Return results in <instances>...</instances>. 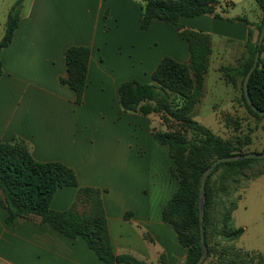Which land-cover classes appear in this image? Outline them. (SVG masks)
<instances>
[{
  "label": "crops",
  "instance_id": "1",
  "mask_svg": "<svg viewBox=\"0 0 264 264\" xmlns=\"http://www.w3.org/2000/svg\"><path fill=\"white\" fill-rule=\"evenodd\" d=\"M227 2L243 12L226 17H243L251 25L217 18L216 12L182 18L180 23L245 45L249 29L256 30L263 13L255 0ZM21 10L13 39L1 53L0 143L19 138L35 160L61 162L74 169L79 188L106 190L102 198L115 255L159 264L165 254L168 264L181 263L186 249L162 218L178 188L169 148L152 135L148 116L123 111L118 89L130 79L151 82L164 56L188 61L186 42L162 21L141 30L140 0H31L23 2ZM157 44L163 45L162 53L154 51ZM71 46L91 48L81 105L75 104L70 87L60 82L67 77L66 51ZM140 128L149 136L142 142ZM156 163L162 167L156 169ZM259 189L263 193L254 192ZM77 193L74 187L59 189L51 209L69 210ZM243 194V206L233 215L235 221L243 208L244 221L235 225L246 229L240 241L248 239L240 245L263 252L264 175ZM127 212L133 215L126 218ZM7 215L0 207V264H106L82 238L71 240L39 217L17 218L10 227Z\"/></svg>",
  "mask_w": 264,
  "mask_h": 264
},
{
  "label": "trees",
  "instance_id": "2",
  "mask_svg": "<svg viewBox=\"0 0 264 264\" xmlns=\"http://www.w3.org/2000/svg\"><path fill=\"white\" fill-rule=\"evenodd\" d=\"M24 0H17L9 12L5 34L0 41V76L3 73L2 50L13 39L20 21V10ZM140 28L145 31L156 20L171 25L186 42L189 60L180 62L165 56L151 75L152 82L144 83L137 79L123 82L118 89L119 103L123 111L143 116L161 114L163 121L175 119L188 139L180 131H157L152 129L156 141L167 146L173 161L172 175L178 181V188L162 211L166 224L173 227L180 245L186 249V256L179 264H196L202 256L201 230L199 218L200 185L204 172L220 158L244 155L251 139H228L213 133L192 118V112L203 96V84L212 54V38L201 30L185 27L182 18H194L216 12L217 0H140ZM263 13L262 21L256 26L257 42H252L253 32L249 29L245 44L249 57L236 67L221 69L227 80L233 85L240 79L241 94L250 113L263 118L248 104L244 82L254 63L257 44L264 23V0H255ZM226 13H215V17L230 22L243 21V17L228 18ZM264 43L261 46V56ZM251 75L248 83V95L255 107L264 110V57ZM91 58V48L71 46L66 51L67 77L60 82L75 93V104L81 105L87 86V75ZM181 100L180 106L175 101ZM264 152V148L261 152ZM264 175L263 159H245L242 161L221 163L209 176L205 194V241L208 256L203 264H264V251H244L234 246L216 244L211 249L209 229V209L218 201L219 196L226 197V206L221 215L222 229L218 237L225 242L241 238L246 229L236 227L234 212L238 209L242 197L232 199L240 180L254 181ZM78 188L73 206L66 211H54L51 202L59 189ZM106 190L98 188H79L78 177L74 169L61 162H39L32 156L25 141L14 137L11 142L0 143V207L7 210L6 224L13 226L17 218L33 219L39 217L43 224L71 240L84 239L89 248L106 264H148L130 255H115L108 229L107 215L102 195ZM133 215L126 213V218ZM150 239L148 235H145ZM215 258L213 260L212 258ZM159 264H168L165 254L159 258Z\"/></svg>",
  "mask_w": 264,
  "mask_h": 264
},
{
  "label": "rangeland",
  "instance_id": "3",
  "mask_svg": "<svg viewBox=\"0 0 264 264\" xmlns=\"http://www.w3.org/2000/svg\"><path fill=\"white\" fill-rule=\"evenodd\" d=\"M25 1L28 4L31 0H24V2ZM16 2L17 0H0V41L5 34L9 12ZM217 2H219L216 10L217 13L224 15V13L234 14L240 12V8L231 7L228 5L231 3H226V0H217ZM21 13L22 10H20V15ZM257 37V31L254 30L252 36V42L254 44L257 42ZM211 38L213 50L209 58L208 70L204 79L202 89L203 96L201 102L194 108L192 118L225 140L237 138L245 139L249 137L251 139L250 144L245 147L244 151L261 152L264 148V117L256 118L248 110L242 99L240 79L237 85H233L221 71L224 67L238 66L241 61L249 57L248 50H246L245 45L239 40L230 39L218 33L213 34ZM154 51L157 54L162 53L163 45L157 44V47L154 46ZM261 57H264V53ZM148 82L149 81H146L144 83ZM181 102V100H177L175 101L176 105L173 106H180L182 105ZM148 118L152 120L153 128H156L157 131H180L188 139L193 137L190 132H185L180 122L175 119L163 121L161 114H153L148 116ZM144 129L145 128H140L141 142L149 138L147 131ZM154 165L156 169L162 167V165L158 163ZM142 173H148V171L144 170ZM252 182L251 180H240L235 188L236 191L232 195V199L242 197V195H244L243 193L246 192L249 184ZM254 192L263 193V190L259 189ZM217 196H219L218 201L209 209L211 249H215V245L218 243L222 244V246H234L236 249L249 251L240 245V242L241 244L247 242V237H244L241 241L239 238L233 242H225L218 237L222 229V222L220 219L224 211L223 209L226 206V197L220 196V194H217ZM242 199L239 201V205L243 206ZM257 206L259 205L257 204ZM243 212L242 208L238 215H236L235 223L244 221L242 218ZM212 259L215 260L214 257Z\"/></svg>",
  "mask_w": 264,
  "mask_h": 264
},
{
  "label": "water",
  "instance_id": "4",
  "mask_svg": "<svg viewBox=\"0 0 264 264\" xmlns=\"http://www.w3.org/2000/svg\"><path fill=\"white\" fill-rule=\"evenodd\" d=\"M215 12H212L211 15H214ZM264 43V23L262 30L260 32L259 38H258V44H257V52L255 55L254 63L245 79L244 82V88H245V95L248 101V104L250 107L258 113L260 116L264 117V110H260L257 107L254 106L252 103L251 99L249 98L248 95V83L251 75L255 71V69L258 66V62L261 56V46ZM264 158V152L262 153H256V152H251L248 154L244 155H237V156H232V157H226V158H220L213 162L211 166L204 172L201 180V185H200V196H199V218H200V230H201V245H202V256L201 258L196 262V264H203L208 256V247L205 241V227H204V216H205V194H206V183L209 178V176L213 173V171L218 167L219 164L221 163H226V162H235V161H242L245 159H263Z\"/></svg>",
  "mask_w": 264,
  "mask_h": 264
}]
</instances>
